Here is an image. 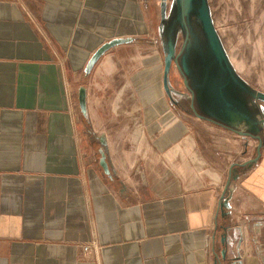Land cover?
I'll return each mask as SVG.
<instances>
[{
  "label": "crops",
  "instance_id": "obj_1",
  "mask_svg": "<svg viewBox=\"0 0 264 264\" xmlns=\"http://www.w3.org/2000/svg\"><path fill=\"white\" fill-rule=\"evenodd\" d=\"M145 33L140 0H0V264H264V152L229 107L152 78L132 149L88 136L90 58Z\"/></svg>",
  "mask_w": 264,
  "mask_h": 264
},
{
  "label": "rangeland",
  "instance_id": "obj_2",
  "mask_svg": "<svg viewBox=\"0 0 264 264\" xmlns=\"http://www.w3.org/2000/svg\"><path fill=\"white\" fill-rule=\"evenodd\" d=\"M200 3L201 0H185L184 5V17L191 32L197 34H191L184 52L188 61L191 53L197 54L195 65H189L186 78V84H190L197 95L194 111L204 117L223 120L226 107H229V121L236 126L235 130L264 139V0H206L223 50L219 65L197 17ZM140 6L148 33L119 46L117 59L112 64L100 66L99 59L93 66L99 64L93 74L86 75L82 82L91 94L88 113L83 114L86 132L93 142L104 138L113 148L132 149L134 144L130 138L141 129L138 87L152 84L155 78L165 97L163 75L167 50L163 37L169 35L171 38L169 44L174 47V54L183 44L180 0H140ZM170 20H173L172 25ZM142 72L146 77L136 84L134 78ZM183 83L175 65L170 64L167 85L173 94L186 99L188 94ZM198 85L201 93L196 89ZM200 94L202 98H209L210 108L218 111L216 114L199 107ZM236 110L246 113L247 119L243 120V116L234 112ZM253 144L255 148L257 140ZM262 151L264 144L260 148Z\"/></svg>",
  "mask_w": 264,
  "mask_h": 264
},
{
  "label": "water",
  "instance_id": "obj_3",
  "mask_svg": "<svg viewBox=\"0 0 264 264\" xmlns=\"http://www.w3.org/2000/svg\"><path fill=\"white\" fill-rule=\"evenodd\" d=\"M180 11H181V20L182 22H184V2L183 0H180ZM197 17L202 26L203 33L207 39V42L211 50L213 51L215 57L219 61H221L223 59V50H222L218 35L212 25V21H211L209 12H208L206 0H201L200 6L197 8ZM187 38H188V33H186L185 35V39H184L185 42L187 41ZM125 42H127V40L116 39V40H112L110 42L103 44L90 58L85 68V73L86 74L90 73L95 63L100 59V57L104 53H106L111 48L118 46ZM173 55H174V47L170 46L169 53L166 58L165 70H164V75H163V83H164L165 88H167V74H168V70L170 66V59L172 58ZM78 101H79V107H80L81 113L86 114V91L84 87H81L79 89ZM252 136L258 140L257 156L259 158L261 155L260 148L262 146V140L259 136H254V135ZM99 163L103 171L105 172V174L108 175L109 174L108 164L105 161V156L103 153L101 155Z\"/></svg>",
  "mask_w": 264,
  "mask_h": 264
},
{
  "label": "flooded vegetation",
  "instance_id": "obj_4",
  "mask_svg": "<svg viewBox=\"0 0 264 264\" xmlns=\"http://www.w3.org/2000/svg\"><path fill=\"white\" fill-rule=\"evenodd\" d=\"M183 2H184V5H185V0H183ZM170 24L171 25L173 24V20H170ZM181 24H182V26H184L183 44H182L179 52L177 54H174L172 56V58L170 59V64H174L175 67L177 68V70L179 71V73H180V75H181V77L183 79V82H184L183 84L185 86V89L187 90L188 97L190 98L193 110H195L194 109L195 108L194 104H195V100H196V96H197L196 95V91H195V89H193L192 86H190V84H188V85L186 84V78H187V76L189 74V71H190L189 70V65L191 67H192V65L193 66L195 65V63H194L195 61L194 60L197 58V54L191 53L189 61H188V58L186 57V55H184V52H185V50L187 48V45H188L189 39L191 37V34H193V33L196 34V33L195 32H191L192 30H190L189 24H188L187 20L185 19V17H184V22H182V20H181ZM174 25H176V23H174ZM186 33H188V38H187V41L185 42L184 39H185ZM163 38H164V41L166 43L164 47L167 50V53H166V56H165V58H167L168 53H169V48H170L169 41H170L171 38L169 37V35L164 36ZM163 44H164V42H163ZM211 52H212L214 58H216L212 50H211ZM216 61H217V64L219 65L220 62H219V60L217 58H216ZM165 63H166V61H165ZM192 79L193 78H191V80ZM197 84H198V81H197ZM196 89H197V91L200 92V86L199 85L196 87ZM165 91L167 93V97L170 98L171 97V91H170L168 85H167V88H166ZM197 102L199 104V107L201 109H203L205 112H209V113H213V114H216V112H218V111H215V110H211L210 101H209V98H207V96H203V98H202V96L200 94L199 97H198ZM205 105H208L209 107H207ZM194 113H195V111H194ZM197 115H200V114H197ZM259 137L261 138L262 145H263L264 144V139H262L261 136H259Z\"/></svg>",
  "mask_w": 264,
  "mask_h": 264
},
{
  "label": "built area",
  "instance_id": "obj_5",
  "mask_svg": "<svg viewBox=\"0 0 264 264\" xmlns=\"http://www.w3.org/2000/svg\"><path fill=\"white\" fill-rule=\"evenodd\" d=\"M94 245V244H93ZM92 247V246H91ZM88 249H90V246H85L84 250L87 251Z\"/></svg>",
  "mask_w": 264,
  "mask_h": 264
}]
</instances>
